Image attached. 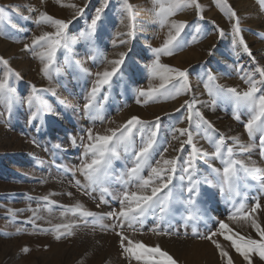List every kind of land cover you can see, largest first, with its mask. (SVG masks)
<instances>
[{
	"label": "rangeland",
	"instance_id": "374dc122",
	"mask_svg": "<svg viewBox=\"0 0 264 264\" xmlns=\"http://www.w3.org/2000/svg\"><path fill=\"white\" fill-rule=\"evenodd\" d=\"M100 3L101 0H60V3L57 0H0V8L5 10L0 21V58L8 61V65L0 63V79L7 74L8 85L13 89L11 107L0 102V264H145L144 260L124 252L121 236L117 233L140 241L146 247L159 245L177 264H226L212 240L228 251L234 264H247L222 235L213 236L212 240L200 237L218 233L219 222L224 221L233 232L259 239L250 222L233 221L228 217L241 203L245 205L244 211L250 212L258 202L260 207L251 216L264 227L261 133L257 131L250 137L245 128L250 118L249 110L241 107L240 118L235 119L233 102L225 96H210L205 84L235 87L243 92L249 85L241 77L248 74L258 82L260 94H264V84L259 83L264 77L256 72L258 67L264 68V8L258 0H222V5L230 6L239 17L241 35L251 55L242 45L233 44L235 17L230 18L226 7L222 11L217 0H199L200 10L188 7L171 16L170 21H186L187 25L177 37L181 47L172 55H162L160 62L187 69L191 90L175 99L161 96L153 100L147 95L140 96L137 90H147L161 83L159 78L151 76L147 66L155 58L152 49L159 48L168 38L169 31L175 34V29L170 23L161 26L154 15L152 0H129L134 6L135 35L127 44L121 45L120 39L128 38L117 33L128 31L127 15L122 0H109L96 33L80 36L87 30ZM61 4L77 7H62ZM77 8H84L83 14L77 15ZM41 12L71 21L66 30L69 48H57L48 76L41 71L47 59L42 62L40 58L46 48L33 46V40L44 32H54L55 28L38 23ZM119 52L127 53L120 71L112 77L111 85H106L98 94V108L85 111L84 104L96 80L95 73L105 68L110 70L107 61L118 58ZM209 74L215 77L214 81H208ZM193 97L199 101L195 107L216 130L210 133L213 140L223 135L224 148L233 147V158L248 166L254 164L259 172L253 177L239 171L237 189L233 193L222 192L221 178L213 171L219 169L222 172V159L211 155L213 143L202 131L196 133L194 130V143L209 155L196 160L194 179L200 181L199 194L192 196L194 204H189L188 179L182 172V165L191 147L185 145L182 153L174 151L180 148L186 136L176 133L179 139H173V129L188 127L187 120L180 122L187 115L181 105ZM29 99H32L31 107ZM38 108L44 109L42 119H31ZM132 116L149 122L146 131L152 130V122L159 125L153 166L156 160H161L160 153L165 147L168 151L163 153V159L176 156L180 159L169 185L171 211L160 219L158 209L150 210L134 229L125 221L123 229L116 227L113 230L111 226L119 221L107 213L119 212L120 200L126 190L150 194V189H138L135 182L126 184L127 177L120 179L133 166L132 149L127 153L121 150L119 158L113 160L104 182L108 193L104 195L103 203L99 188L94 190L87 186L80 168L85 159L84 144L89 143L88 129H92L93 134H107V129L119 127ZM232 138H237L244 147H238ZM132 144L137 150L141 144V135L136 129H133ZM148 174L146 168L142 175L147 177ZM181 176L185 178L181 180ZM76 180L86 186L87 194L75 186ZM69 192L71 196L67 194ZM167 192L168 189H164L158 195L164 196ZM50 193L53 195L49 199L55 204L41 199ZM77 202L97 216L81 218L79 212L69 211ZM29 207L38 209L37 215L42 217L35 220V227L28 222L33 215L28 211ZM21 209L24 211H18ZM61 212L65 213L63 217ZM64 223L78 225L72 229L73 235L57 240L55 235L58 233L42 231ZM100 225L107 227L102 229ZM157 226L161 234L153 231ZM165 230L173 234H162ZM194 231L197 235H193ZM25 247L28 252L23 251ZM251 255L253 264H264L258 255Z\"/></svg>",
	"mask_w": 264,
	"mask_h": 264
},
{
	"label": "snow or ice",
	"instance_id": "6c2138e0",
	"mask_svg": "<svg viewBox=\"0 0 264 264\" xmlns=\"http://www.w3.org/2000/svg\"><path fill=\"white\" fill-rule=\"evenodd\" d=\"M60 3V0H57ZM123 9L126 12L128 20V31L125 33H117L118 36H126L128 39H120L119 43L121 45L127 44L129 40L135 35V14L134 6L129 3V0H122ZM154 8V15L159 19L161 26L165 24H171V27L175 29V34L169 31L168 38L164 40L163 44L159 48L152 49L154 53V60L150 65H148L149 72L151 76L160 79L161 83L157 87H149L147 90L138 89L140 96H148L149 99L158 100L159 97H164L165 99H175L179 95H186L190 90L191 86L188 81L187 69L181 70L179 68L171 67L167 64H162L160 62V57L162 55H172L175 50L181 47V44L177 42V37L180 32L187 25L186 21H170V17L174 16L178 11H181L188 7H195L200 10L201 6L199 0H152ZM261 7L264 8V0H258ZM109 0H101L100 6L95 9V14L91 17L90 23L87 24V30L81 32L80 36H93L98 28V22L102 21L103 14L107 8ZM217 5L221 7L224 11L225 7L230 15V18L235 17V23L232 25L234 40L233 44H239L243 46L245 52L251 55L250 50L246 42L241 35L240 20L237 17L235 10L231 9L230 6L226 4L222 5V0H217ZM61 6L73 7L77 6L61 4ZM34 10V9H33ZM5 10L0 8V21L4 18ZM84 12V8H77V15H81ZM202 18V15H201ZM38 23L50 24L55 28L54 32H44L42 35L36 37L33 40V46H40L46 48V52L41 53L42 62L47 59V63H43L41 71L48 76L49 69L53 63L54 55L58 47H63L65 49L69 48L70 38L67 35V29L71 21H65L62 19H56L46 12H41L38 18ZM200 29L197 28V32ZM222 35V30H220ZM28 48V45L25 46ZM211 55V51L209 52ZM126 52L117 53L116 59L108 60V64L111 65V69L105 68L102 72H96V80L93 87L91 88L88 96L86 97V103L84 104L85 111H91L97 109V96L101 93L104 87L111 85L112 77L115 76L124 64ZM0 63L8 65V61L0 58ZM11 71V70H10ZM258 72L262 77H264V68H257ZM18 76L19 74L16 73ZM241 79L249 85L247 90L241 92L235 87L225 88L219 85H213L209 87L208 83L205 84L206 89L209 91L210 96H225L229 98L233 104L234 108V118L239 119V110L241 107H246L250 112V118L245 124V128L249 133V136H253L255 132L259 131L261 133L260 142L262 146V155H264V94L261 93V88L257 86V81L252 75L246 74L242 76ZM215 77L209 74L208 81L212 82ZM264 84V80L259 82ZM179 85V86H177ZM11 89L8 85L7 74L4 79H0V102L8 103L11 107L13 103V97ZM106 99V97H105ZM140 102L139 100L137 101ZM145 103L148 100L144 101ZM199 103L193 97L191 100H185L181 105L187 112L186 117L180 120L181 123L187 120V128H175L173 129V139H179V136H186V139L181 141L179 149H173L178 153H182L185 150V145L191 147V151L188 152L186 158L183 161L182 172L186 175L188 179L187 191L189 193V204H194L192 196L199 194V183L200 181L194 179L196 160L200 156L209 155L203 152L202 149L198 148L194 143L193 134L194 130L196 133L203 132L205 137L209 139L210 143L214 145V152L211 154L214 158H221L224 167L221 170L213 169L214 172L220 176V186L221 191H227L233 193L237 189V182L239 180L238 172L243 171L247 176H255L259 172L254 164L248 166L244 161L236 160L233 158L234 152L233 147L224 148L225 139L223 135H219L217 139L213 140L210 133H215L213 125L210 121L206 120L203 114L195 107ZM29 105H32V99H29ZM43 108H38L36 112L32 113L31 119L35 120L38 117L42 119ZM180 111V109H177ZM102 119V117H101ZM159 117L156 118L159 121ZM149 126V122L141 120L137 116H132L125 123L121 124L117 128H109L106 130L107 134H100L99 132L93 134L92 129H88L87 139L89 143L84 144L85 148V159L80 168L81 173L84 175L88 182V187H92L94 190L99 188L101 192V202L104 201V195L108 193L107 187L104 186L106 178L109 176L110 170L112 168L113 160L118 159L121 150L125 153L132 149L133 156V166L128 168L125 173L120 177L121 180H125L126 184L131 182L136 183V187L141 190L150 189V194L147 191H125L123 193V198L120 200L119 212H109L107 215L119 223L112 225V229L115 230L116 227L121 229L125 226V221L129 228H133L136 223H141V218L145 216L147 212L159 210L160 219H163L171 211V192L169 185L172 184L173 176L177 171V163L180 159L179 156L173 157L171 159H163V153L168 151L165 147L163 152L160 153L161 160L155 161V166H153L152 159L153 155L157 150V136L159 131V125L156 122H152V130L146 131ZM133 129H136L141 135V144L138 150L133 147L132 136ZM179 133V136L176 135ZM234 143L243 148L237 138H232ZM35 143V141H33ZM75 143V139L73 140ZM149 169V174L147 177L142 175L145 169ZM185 176H181L183 180ZM75 186L78 189L85 190L87 194V188L82 185L79 180L75 181ZM164 189H168V192L164 196L158 195L162 193ZM69 196L72 193H67ZM238 194V191L236 192ZM53 194L46 195L41 199L48 204H55V201H51L49 196ZM260 207L257 202L256 205L251 209L250 212L244 211L245 205L241 203L238 207H235L233 214L229 215V220H242L245 223L250 222V226L255 229L259 239H253L251 236L241 235L238 232H233L229 224L224 221L219 222V232H213L209 236H201L202 239L212 240L213 236L222 235L226 241L231 242V247L236 250L240 256L243 257L247 264H253L252 255L256 254L261 260H264V227H262L257 221L252 218L251 213H255ZM12 211V210H10ZM18 211H24L23 209ZM28 211L33 213L32 217L29 218L30 223H33L35 227V220L41 219L42 217L37 215L38 209H32L29 207ZM50 212L51 209L49 208ZM74 214L79 212L81 218L96 217L97 214L84 208L83 204L77 202L74 206L69 208ZM65 215L61 212V216ZM189 219L192 218V214L189 213ZM87 221L85 220V223ZM75 223H64L54 225L51 229H42L43 232L52 231L53 233H58L55 238L59 240L61 236H71L74 234L72 229L77 227ZM103 229L107 226L100 225ZM60 229H64L63 232ZM19 231V229L17 230ZM153 231H157V234H161L158 230V226ZM231 233V234H229ZM121 236V247L124 252L131 253L132 256L137 260H144L145 264H177V261L167 252L161 250L159 245L155 247H146L140 241H133L129 237L123 235L122 233H117ZM162 234L172 235L170 231L165 230ZM178 234V233H177ZM193 235H197L194 231ZM125 241H127V246H125ZM216 248L219 250L222 259L226 260V264H234L228 251H226L217 241L212 240ZM139 250V251H138ZM24 252H28L29 249L25 247Z\"/></svg>",
	"mask_w": 264,
	"mask_h": 264
}]
</instances>
